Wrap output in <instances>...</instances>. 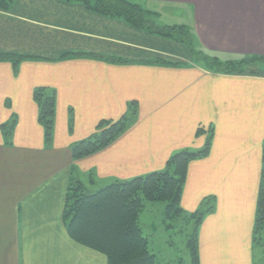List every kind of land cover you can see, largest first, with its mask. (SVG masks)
I'll return each instance as SVG.
<instances>
[{
    "label": "crops",
    "instance_id": "1",
    "mask_svg": "<svg viewBox=\"0 0 264 264\" xmlns=\"http://www.w3.org/2000/svg\"><path fill=\"white\" fill-rule=\"evenodd\" d=\"M133 1L160 13L180 9L194 44L223 58L264 55V0ZM0 52L18 60L16 72L11 60L0 61V124L16 118L12 145L0 135V264H106L104 254L67 232L68 188L92 194L161 170L171 154L202 148L210 130L209 153L188 163L180 196L186 213L207 209L197 228L198 264H255L264 75L216 72L184 44L65 0L0 6ZM162 59L177 65L153 62ZM37 87L55 92L48 147L32 99ZM131 102L136 112L122 134L71 157V144L99 121L128 114ZM89 185L96 190L87 193Z\"/></svg>",
    "mask_w": 264,
    "mask_h": 264
},
{
    "label": "trees",
    "instance_id": "2",
    "mask_svg": "<svg viewBox=\"0 0 264 264\" xmlns=\"http://www.w3.org/2000/svg\"><path fill=\"white\" fill-rule=\"evenodd\" d=\"M65 1L78 2L94 13L120 18L132 27L184 44L194 58L201 53L191 46V38L185 26L156 25L153 20L145 17L146 13L142 5L133 0ZM8 2L9 0H0V6L6 8ZM82 54L88 53L79 52L76 55ZM102 57L111 62H126L121 58ZM3 60H11L13 70L16 72L18 60L14 55L0 52V61ZM153 62L177 65L176 62L163 60ZM201 62H205L216 72L242 73L240 68L223 66L217 60L213 65L203 60ZM32 99L38 106L37 122L42 127L44 145L48 147L54 132L55 92L46 87H37L32 92ZM135 112L136 104L131 102L128 105V114H124L120 119L99 121L94 132L70 145L71 157L82 158L107 147L125 131ZM11 117L10 121L0 124V135L6 146L12 145L16 124V118ZM68 130L71 131L70 126ZM202 132V128H197L195 134L199 135ZM209 132L202 148L193 151L181 149L171 154L161 170L129 180H116L92 194H83L77 186L75 189L68 188L62 217L69 235L77 242L104 254L106 264H158L156 255L149 250L148 239L142 234L138 215L144 208L145 202L162 201L165 203L166 221L179 219L185 226H189L193 221L190 231L186 234V248L189 264H198L197 228L207 209L186 213L180 207V196L188 163L209 153L212 130ZM205 201L207 203L208 200ZM185 226H180L179 231L184 230ZM252 258L255 264H264V162L258 184L252 228Z\"/></svg>",
    "mask_w": 264,
    "mask_h": 264
},
{
    "label": "rangeland",
    "instance_id": "3",
    "mask_svg": "<svg viewBox=\"0 0 264 264\" xmlns=\"http://www.w3.org/2000/svg\"><path fill=\"white\" fill-rule=\"evenodd\" d=\"M142 7L144 8V12L146 13L145 17L153 20L156 25H183L189 32L187 26L188 22L180 9H176L175 11L173 7H167L164 10L162 9V13H160L152 9H147L146 6ZM189 36L191 38V46L194 48V50L201 52L200 54L195 56L196 58L189 54L191 57H193L192 59L195 62L209 67L205 62L201 61L203 60L213 65L217 60L223 66L227 65L235 68H240L242 70V73L252 75L259 73L264 75V55L253 53L223 58V56H220L217 53H212L204 48H201V46L195 45L190 32ZM162 60L171 61L172 59L168 58V60ZM229 63H231V65ZM84 182L85 184L87 183V181ZM90 186L91 185L88 186L87 193L91 192L89 189H93V186L91 188ZM164 212V202L148 201L144 203V208L138 215V224L142 230V234L149 241V250L151 253L156 255L158 264H189L188 252L186 248V234L190 231V228L193 224L191 223V226L190 224L189 226H185L184 223L179 219H177L176 221H166ZM168 225L171 226L167 227ZM180 226H185L184 230L179 231L181 230Z\"/></svg>",
    "mask_w": 264,
    "mask_h": 264
}]
</instances>
